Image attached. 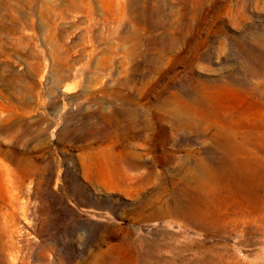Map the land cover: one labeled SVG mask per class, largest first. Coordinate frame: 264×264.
<instances>
[{
	"label": "rangeland",
	"instance_id": "374dc122",
	"mask_svg": "<svg viewBox=\"0 0 264 264\" xmlns=\"http://www.w3.org/2000/svg\"><path fill=\"white\" fill-rule=\"evenodd\" d=\"M0 264H264V0H0Z\"/></svg>",
	"mask_w": 264,
	"mask_h": 264
},
{
	"label": "bare ground",
	"instance_id": "6f19581e",
	"mask_svg": "<svg viewBox=\"0 0 264 264\" xmlns=\"http://www.w3.org/2000/svg\"><path fill=\"white\" fill-rule=\"evenodd\" d=\"M223 160H224V159H223ZM225 160H226V159H225ZM224 162H225V161H224ZM228 162H230V161H228ZM219 163H220V162H219ZM224 164H226V163H224ZM217 165H218V164H217ZM222 165H223V162H222ZM227 166H229V165H227ZM217 167H218V166H217ZM222 168H223V167H222ZM226 168H227V167H226ZM226 168H225V169H226ZM229 168H230V167H229ZM229 168H228V169H229ZM220 169H221V167H220ZM223 169H224V168H223ZM220 171H221V170H220ZM218 172H219V171H218ZM227 173H228V172H227ZM219 175H220V174H219ZM221 176H222V175H221ZM227 176H228V175H227ZM231 176H232V175H231ZM228 179H229V178H228ZM237 185H238V184H237ZM237 185H236V186H237ZM237 188H239V187H237ZM232 190H234V189H232ZM176 207H177V208H174L171 212H169V214H175V213H177V211H179V210H183V209H184L186 212H187V211H189V212H193V211H194L193 208H183V207H182V208H183V209H182V208H180L179 206H176ZM215 209H216V208H215ZM215 209L212 208V207L209 206V205H207V207L204 208V210H203V212H202V214H201V215H202L201 219L203 218V219H202V222H201L202 224H201V223L199 224V228H200V229L208 230V227H207L208 222H207V221H208V219H212V218H214V217L217 219V221H219L218 223L222 224V222L224 221V220H223L224 218H222V219L220 218V219H219V217H218L219 215H218L217 217L214 215L215 212H218V210H220V211H222V210H221V209H217V210H215ZM224 210H225L226 213H227L228 211H232L233 213L236 212V210H234V209L231 210L230 208H225ZM220 217H221V216H220ZM217 221H216V222H217ZM224 222H226V220H225ZM224 222H223V223H224ZM222 225L225 226V224H222Z\"/></svg>",
	"mask_w": 264,
	"mask_h": 264
}]
</instances>
